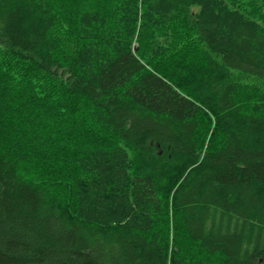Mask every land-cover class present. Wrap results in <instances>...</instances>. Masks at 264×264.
I'll return each instance as SVG.
<instances>
[{"label":"trees","instance_id":"1","mask_svg":"<svg viewBox=\"0 0 264 264\" xmlns=\"http://www.w3.org/2000/svg\"><path fill=\"white\" fill-rule=\"evenodd\" d=\"M0 264H264V0H0Z\"/></svg>","mask_w":264,"mask_h":264}]
</instances>
